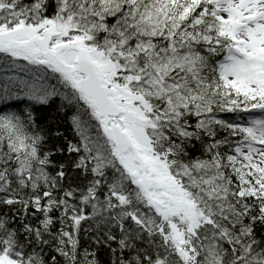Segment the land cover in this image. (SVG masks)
<instances>
[{
  "label": "snow or ice",
  "instance_id": "snow-or-ice-1",
  "mask_svg": "<svg viewBox=\"0 0 264 264\" xmlns=\"http://www.w3.org/2000/svg\"><path fill=\"white\" fill-rule=\"evenodd\" d=\"M0 264H264V0H0Z\"/></svg>",
  "mask_w": 264,
  "mask_h": 264
}]
</instances>
